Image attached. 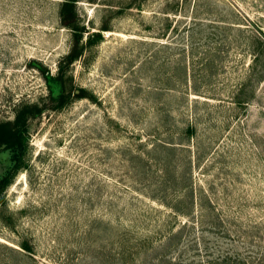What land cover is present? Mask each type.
<instances>
[{"label":"rangeland","instance_id":"1","mask_svg":"<svg viewBox=\"0 0 264 264\" xmlns=\"http://www.w3.org/2000/svg\"><path fill=\"white\" fill-rule=\"evenodd\" d=\"M23 114L0 264H264V0H0Z\"/></svg>","mask_w":264,"mask_h":264},{"label":"trees","instance_id":"2","mask_svg":"<svg viewBox=\"0 0 264 264\" xmlns=\"http://www.w3.org/2000/svg\"><path fill=\"white\" fill-rule=\"evenodd\" d=\"M68 5V2L66 6ZM68 25L67 22H64ZM74 48L66 57L68 63H72L77 57V49L80 42V35L78 33L74 34ZM48 85L50 88V94L53 101H61L66 99L65 96V85L63 80V73H60L57 77H49ZM56 84L58 88H53ZM59 91L55 94V92ZM56 95V97H53ZM36 108V106H34ZM28 126L23 115H19L13 122L0 123V152L4 148H9L12 151V160L15 163L21 161V157L24 154L25 143L27 139ZM9 174L4 177H0V191L7 185Z\"/></svg>","mask_w":264,"mask_h":264}]
</instances>
